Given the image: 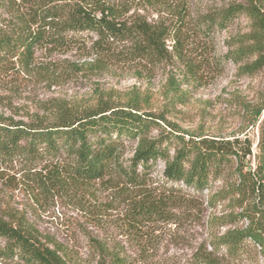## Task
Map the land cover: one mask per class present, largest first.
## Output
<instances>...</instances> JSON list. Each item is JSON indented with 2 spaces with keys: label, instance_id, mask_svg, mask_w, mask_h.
I'll use <instances>...</instances> for the list:
<instances>
[{
  "label": "rangeland",
  "instance_id": "obj_1",
  "mask_svg": "<svg viewBox=\"0 0 264 264\" xmlns=\"http://www.w3.org/2000/svg\"><path fill=\"white\" fill-rule=\"evenodd\" d=\"M70 1L2 2L0 29L20 26L23 16L41 4ZM103 1L118 6L126 19L142 16L152 24L166 25L170 32L181 26V8L194 16L233 4L256 5L261 12L264 7V0ZM184 23L181 47L173 50L169 36L170 52L159 61L133 56L128 42H104L97 36L39 48L32 68L17 64L0 77V113L16 120H53L98 105H132L163 118L151 135L165 133L172 138L171 153L179 145L174 134L250 143L252 153L242 161L246 169L255 171L261 162L258 143L264 129V108L259 118L255 116L264 107V62L249 70L245 65L255 56L241 63L224 56L233 49L231 41L252 33L256 22L242 14L227 28L215 27L211 32L194 30L190 18ZM135 146L136 142L126 143V157ZM239 165L233 158L214 182L213 189L226 195L215 205L208 202L211 190L201 193L183 183L170 188L163 179L162 160L144 188L108 178L70 184L49 197L33 189L21 163L0 165V217L32 225L42 241L58 249L70 264H114L115 257L123 264H196L197 253H213L212 243L227 230L247 228L254 221L264 224V202L254 200L256 207L246 212L253 198L241 205L237 201ZM142 196L166 208L169 217L139 221L134 203ZM248 242V251L236 262L226 257L224 249L213 255L222 264H264V250Z\"/></svg>",
  "mask_w": 264,
  "mask_h": 264
},
{
  "label": "trees",
  "instance_id": "obj_2",
  "mask_svg": "<svg viewBox=\"0 0 264 264\" xmlns=\"http://www.w3.org/2000/svg\"><path fill=\"white\" fill-rule=\"evenodd\" d=\"M7 1H0V8L2 2ZM242 14L253 17L256 28L248 35L235 37L230 43L233 49L224 57L241 63L255 56L256 59L245 66L249 70L258 69L264 62V7L261 12L256 5L247 8L233 4L221 11L194 16L181 8L178 16L181 26L170 32L166 25L152 24L142 16L126 19L118 6L103 0L41 4L23 16L20 26L6 31L0 29V77L17 64L25 70L32 68L39 48L89 36H97L104 42H128L133 56L163 60L170 52L166 43L169 36L174 41L173 50L181 47L182 25L184 22L187 25L189 18L194 30L211 32L215 27L227 28ZM263 108L257 110L255 116L259 118ZM160 120H163L161 116L132 105H98L82 113L61 114L53 120H16L0 113V165L21 163L33 189L49 197L70 184H90L108 178L121 179L132 188H144L162 160L163 179L170 188L183 183L201 193L211 190L208 202L215 205L226 195L225 191L213 189L214 182L236 158L240 161L236 172L241 180L237 188L241 197L237 201L241 205L253 198L251 209L246 208V212L256 207L254 200L264 202V129L258 143L261 162L251 171L242 161L252 153L250 143L239 145L225 138H196L198 136L185 139L174 134L179 145L171 153L172 138L165 133L151 135L161 124ZM128 142H136V146L132 155L126 157ZM145 194L143 190L141 195ZM134 204L139 221L169 217L167 209L148 196ZM254 222L247 228L229 229L217 236L212 243L213 253L224 249L226 257L236 262L248 251V239L253 246L257 244L264 250V224ZM213 253H197L196 264H222ZM113 259L114 264H123L119 257ZM11 261L70 264L58 249L42 241L32 225L21 219L0 217V263Z\"/></svg>",
  "mask_w": 264,
  "mask_h": 264
}]
</instances>
